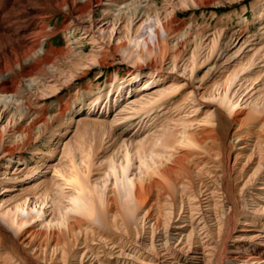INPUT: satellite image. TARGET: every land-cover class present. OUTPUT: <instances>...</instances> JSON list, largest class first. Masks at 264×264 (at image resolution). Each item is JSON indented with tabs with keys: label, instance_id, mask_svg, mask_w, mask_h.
Instances as JSON below:
<instances>
[{
	"label": "bare ground",
	"instance_id": "bare-ground-1",
	"mask_svg": "<svg viewBox=\"0 0 264 264\" xmlns=\"http://www.w3.org/2000/svg\"><path fill=\"white\" fill-rule=\"evenodd\" d=\"M104 1L109 6L117 2L0 0V108L5 114L10 112L13 134L19 132L17 138L40 123L44 127L61 119L60 125L68 126L73 121L65 115L70 103L56 104L55 113L47 117L45 109L22 93L38 90L43 85L39 75L45 71L64 72L58 65L67 63L66 57L84 35L79 34L72 45L58 48L52 39L60 33L71 37L79 29H92L96 23L94 6ZM210 2L178 0L184 6ZM116 4L119 6L113 10L101 11L104 19L113 15L114 22L123 20L127 25L136 17L150 21L143 30V41H137V34L129 35L121 45L136 48L130 50L134 57L149 59L154 48L166 51L168 31L176 32L185 24L168 18V13L164 21L160 19L154 0ZM57 14L65 19L52 24ZM215 45L213 39L210 51ZM176 49L174 44L171 55L175 56ZM195 52L190 57L191 70L197 59ZM89 60L98 62L93 56ZM247 65L250 60L227 75L223 91L215 98L223 112L233 116L236 130L229 142L230 150H235L234 180L228 174L232 154L221 149L212 154L211 148L220 147V141L208 134L199 138L188 133L180 138L164 134L147 144L144 140L134 145L122 141L98 163L106 127H84L62 149L65 158L53 166L51 184L33 205L29 208L24 200L0 214L1 223L12 232L6 241L0 227V250L6 248L0 253V264H264V216L260 218L264 215V97L240 118L243 111L238 100L229 95ZM153 76L149 73L143 84L142 77H133L130 85L141 82L140 86H147ZM115 82L89 101L87 108L100 100L106 108L113 92L115 102L121 90ZM170 90L141 103L135 114L148 116ZM208 118L206 121L212 120ZM23 125L26 128L22 129ZM57 143L54 139L51 145ZM134 158L138 159L135 171ZM13 167L7 166L3 175ZM62 185L71 190L65 192L59 187ZM48 199L53 214L44 222L43 206ZM35 218L39 219L37 224H33Z\"/></svg>",
	"mask_w": 264,
	"mask_h": 264
},
{
	"label": "rangeland",
	"instance_id": "rangeland-1",
	"mask_svg": "<svg viewBox=\"0 0 264 264\" xmlns=\"http://www.w3.org/2000/svg\"><path fill=\"white\" fill-rule=\"evenodd\" d=\"M116 1L122 3L131 0ZM154 2L159 9L160 19L164 21V16L168 13V18L174 17L185 24L176 32L169 30L168 49L166 47V51L156 52L154 48V56L149 59L134 57L130 50L136 48L129 49L121 45L129 35L137 34V41H143L146 37L143 30L150 21H145L144 17H136L127 25L123 20L114 22L113 15L104 19L101 11L113 10L119 6L116 3L109 6L108 1L94 6L96 11L93 19L96 23L92 29H79L71 37L68 33H60L52 39L53 45L58 48L72 45L79 34L84 35L78 46L73 48L72 55L66 57L67 63H58L61 64L58 67L64 72L45 71L39 75L43 85L41 83L38 90H27L22 95L28 96L40 108L45 109L47 117L55 113L56 104L70 103L71 107L65 115L73 121L68 126H61V119H54L44 127L41 123L27 126L28 132L17 138L19 132L13 134L15 125L9 120L10 112L7 110L5 114L0 108V214L24 200L30 208L51 184L55 175L53 166L65 158L62 153L64 146L72 143L82 129L98 128L100 125L106 127V133L98 150V163L117 150L122 141L134 145L144 140V144H147L151 139L164 134H178V138L184 133L196 138L208 134L217 139L218 143L220 141V147L211 148L212 154L220 153V149L232 154L228 174L234 180L235 150H230L229 142L230 135L236 130L231 122L233 116L224 113L215 98L217 93L223 91L222 82L227 75L248 60L250 65L245 67L246 71L240 72L229 94L233 101L238 100V108L243 111L240 118H245L250 106L264 97V0H212L206 4L186 6L179 5L178 0ZM64 19L63 15L57 14L53 16L51 23H61ZM192 22L196 25L190 26ZM213 39L216 40V45L210 51ZM129 44L133 45L131 42ZM174 44L177 48L175 56L171 55ZM194 50L197 59L191 70L190 57ZM91 56L98 62L90 61ZM72 64L74 66L70 67ZM149 73H154L155 76L147 86H140L141 82L130 85L129 79L133 77H142L143 84ZM111 81L120 84L121 90L116 101L114 102L113 92L111 103L106 108L100 100L93 108L88 109L86 105L89 101L105 91ZM169 89L167 97L148 116L135 114V109L141 103L152 99L158 92H168ZM207 118L212 120L206 121ZM22 127L26 128L25 125ZM60 132L64 134L60 136ZM54 139L58 143L51 145ZM9 165L14 167L7 170L8 174L4 176L3 172ZM137 165L138 159L134 158L133 171ZM96 173L97 171L92 172V178L97 176ZM9 177L12 179H8ZM59 187L65 192L71 190L66 185ZM52 214L53 204L48 199L43 206V221H48ZM37 219H33V224H37ZM0 227L5 230L3 238L8 241V235L12 232L1 221ZM4 251L5 247L1 248L0 253Z\"/></svg>",
	"mask_w": 264,
	"mask_h": 264
}]
</instances>
